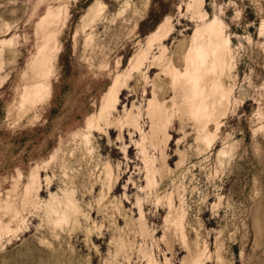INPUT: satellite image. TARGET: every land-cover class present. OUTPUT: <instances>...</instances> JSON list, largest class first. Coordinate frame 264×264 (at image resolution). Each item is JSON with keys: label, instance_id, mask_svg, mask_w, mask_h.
Here are the masks:
<instances>
[{"label": "rangeland", "instance_id": "374dc122", "mask_svg": "<svg viewBox=\"0 0 264 264\" xmlns=\"http://www.w3.org/2000/svg\"><path fill=\"white\" fill-rule=\"evenodd\" d=\"M0 264H264V0H0Z\"/></svg>", "mask_w": 264, "mask_h": 264}, {"label": "bare ground", "instance_id": "6f19581e", "mask_svg": "<svg viewBox=\"0 0 264 264\" xmlns=\"http://www.w3.org/2000/svg\"><path fill=\"white\" fill-rule=\"evenodd\" d=\"M48 46H49V42L48 40H46L37 53L39 56V58L37 57L38 58L37 60L40 61L39 64L37 65L39 66L38 68H40L41 71H44V68L46 66L45 58L47 56ZM118 101H119V90L117 89L116 86H112L108 89L105 96L103 97V101L97 115L89 119V121L87 122L88 129L95 130L96 128H99L102 123H106L108 121V117L110 116V112H112L118 105Z\"/></svg>", "mask_w": 264, "mask_h": 264}]
</instances>
